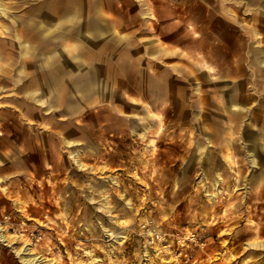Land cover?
<instances>
[{
	"label": "rangeland",
	"instance_id": "1",
	"mask_svg": "<svg viewBox=\"0 0 264 264\" xmlns=\"http://www.w3.org/2000/svg\"><path fill=\"white\" fill-rule=\"evenodd\" d=\"M0 7V264H264V0Z\"/></svg>",
	"mask_w": 264,
	"mask_h": 264
},
{
	"label": "crops",
	"instance_id": "2",
	"mask_svg": "<svg viewBox=\"0 0 264 264\" xmlns=\"http://www.w3.org/2000/svg\"><path fill=\"white\" fill-rule=\"evenodd\" d=\"M214 25H215V23H214ZM223 34L225 35V34H228L229 35V33H228V27H226V26H223ZM92 35H95V34H99V30L98 29H96V28H92ZM249 51H253L252 49H249L248 50V52ZM256 51H258V52H256V54H259V53H261L262 54V56H263V58L262 59H259V61H258V64H260V65H264V50L263 49H260V48H258ZM254 53H255V51H253ZM253 122H254V126H259V128H258V130H260V131H262V132H264V116H256L255 118H254V120H253ZM249 127H251V123L249 124V126L246 128V132H245V134H241L242 136H243V138L245 137V135H246V133H247V131L249 130ZM261 132V133H262ZM254 133H256V134H258L256 131H252L250 134H249V137L248 138H250V139H248L249 141H252L253 142V146H252V148L251 149H249V150H247L248 152H249V154L251 155V156H253V158H252V164L253 165H258V166H260V162L263 160V164H262V166L264 165V158L262 159V158H259V156H258V147H257V142H258V135H256V134H254ZM256 141V142H255ZM236 145V146H235ZM234 145V147H235V151H233L232 153L234 154V156L235 155H240L241 154V150H240V146H237V145H239V144H235ZM262 149L264 150V145L262 146ZM241 157V158H240ZM240 157H238V159H236L235 160V162H236V164L237 163H239V161L241 162L243 159H242V156H240Z\"/></svg>",
	"mask_w": 264,
	"mask_h": 264
},
{
	"label": "bare ground",
	"instance_id": "3",
	"mask_svg": "<svg viewBox=\"0 0 264 264\" xmlns=\"http://www.w3.org/2000/svg\"><path fill=\"white\" fill-rule=\"evenodd\" d=\"M0 10L1 7H0ZM3 11V10H2ZM4 12V11H3ZM258 140V139H257ZM256 142V141H255ZM260 218V217H259ZM238 223V222H237ZM6 229V228H5ZM4 228H0V240H6L8 239V236L6 235V230ZM12 238V237H11ZM16 239V238H15ZM19 252H25L26 255H29L28 257H25L24 260L29 261V262H36L39 257H37L33 252H31V247H29V244L23 245L21 248L18 250Z\"/></svg>",
	"mask_w": 264,
	"mask_h": 264
}]
</instances>
